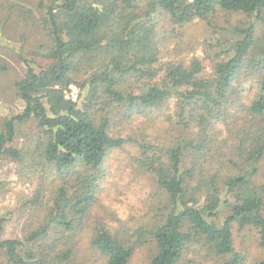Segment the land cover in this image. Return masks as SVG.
Here are the masks:
<instances>
[{"label": "trees", "instance_id": "obj_1", "mask_svg": "<svg viewBox=\"0 0 264 264\" xmlns=\"http://www.w3.org/2000/svg\"><path fill=\"white\" fill-rule=\"evenodd\" d=\"M55 1L39 19L8 0L11 13L42 27L47 52L37 70L20 57L25 72L14 87L23 108L1 123L0 157H20L7 145L18 124L32 122L37 155L56 183L43 223L24 240L2 239L0 218V261L81 264L78 246L89 234L105 264H128L144 242L153 246L149 264H264L245 262L232 237L233 223L253 229L264 250V181L254 179L264 161V0ZM219 12L244 14L263 28H221L206 42L213 51L206 76L196 56L160 64L159 23L182 26ZM71 84L80 92L75 103L64 98ZM170 100L168 133L147 134L136 117ZM128 144L154 191L153 216L136 228L97 221L89 229L105 158Z\"/></svg>", "mask_w": 264, "mask_h": 264}, {"label": "rangeland", "instance_id": "obj_2", "mask_svg": "<svg viewBox=\"0 0 264 264\" xmlns=\"http://www.w3.org/2000/svg\"><path fill=\"white\" fill-rule=\"evenodd\" d=\"M18 1L35 10L33 15H37L36 18L39 19L46 6H53L58 2ZM37 2H40V9L36 6ZM9 3L8 0H0V126L8 114H18L23 108L14 87V83L25 72V65L20 57L29 61L37 70V63L42 64L41 56L47 52V40L42 27H36L30 20L24 21L16 12L11 13ZM249 22H254L253 18L241 13L224 12L205 20L194 19L182 26H173L163 20L155 34L159 62L165 64L170 61H183L187 64L196 56L202 60L206 76L210 73L207 56H213V51L207 48L206 42L217 37L221 28L241 27ZM254 24L258 32L263 28L260 22L255 21ZM246 87L249 84L246 83ZM250 88L251 86L248 90ZM174 114L175 100H170L162 109L149 112V117L141 115L136 120L137 124L142 123L143 128H146L147 134L164 136L170 128V123L165 118L172 115L174 119ZM216 127L222 129L219 125ZM222 137H225V133ZM37 138L38 131L34 123L18 124L15 138L7 148L19 151L20 157H0V218L5 220L2 239L24 240L43 223L51 206L54 188L52 182L56 178L54 172L37 155ZM137 155L136 147L128 144L122 150L110 151L106 156L102 165L103 176L99 191L86 222L89 229L95 227L97 221L115 230L122 225L136 228L148 223L147 220L153 216L150 204L154 202L151 198L154 191L149 181L134 168L133 158ZM254 179L257 183L264 181V161L260 163ZM88 235H82L78 246L80 263L105 264L104 257L90 247ZM232 237L235 250L243 255L245 262L254 263L264 259V250L259 247L258 237L253 229L240 228L233 223ZM152 249V244L144 242L135 249L128 264H149ZM0 264L5 263L0 261Z\"/></svg>", "mask_w": 264, "mask_h": 264}, {"label": "built area", "instance_id": "obj_3", "mask_svg": "<svg viewBox=\"0 0 264 264\" xmlns=\"http://www.w3.org/2000/svg\"><path fill=\"white\" fill-rule=\"evenodd\" d=\"M79 88L75 85H69L64 92V98L70 102H77L79 98Z\"/></svg>", "mask_w": 264, "mask_h": 264}]
</instances>
